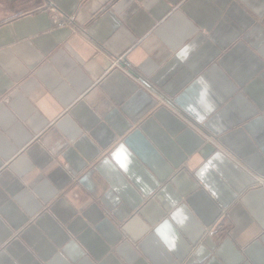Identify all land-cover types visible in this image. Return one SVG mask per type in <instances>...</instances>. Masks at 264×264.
Wrapping results in <instances>:
<instances>
[{
    "label": "crops",
    "instance_id": "1",
    "mask_svg": "<svg viewBox=\"0 0 264 264\" xmlns=\"http://www.w3.org/2000/svg\"><path fill=\"white\" fill-rule=\"evenodd\" d=\"M262 177L264 0H0V264H264Z\"/></svg>",
    "mask_w": 264,
    "mask_h": 264
},
{
    "label": "built area",
    "instance_id": "2",
    "mask_svg": "<svg viewBox=\"0 0 264 264\" xmlns=\"http://www.w3.org/2000/svg\"><path fill=\"white\" fill-rule=\"evenodd\" d=\"M67 21L66 20H61V18L59 17V23L62 24V23H66ZM261 182L264 184V177L261 178Z\"/></svg>",
    "mask_w": 264,
    "mask_h": 264
}]
</instances>
